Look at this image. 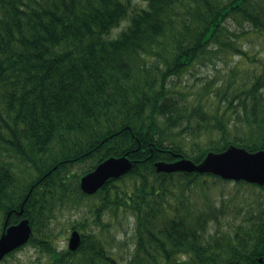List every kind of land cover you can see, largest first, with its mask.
Listing matches in <instances>:
<instances>
[{
  "label": "trees",
  "instance_id": "obj_1",
  "mask_svg": "<svg viewBox=\"0 0 264 264\" xmlns=\"http://www.w3.org/2000/svg\"><path fill=\"white\" fill-rule=\"evenodd\" d=\"M142 1L0 0V233L8 213V224L28 218V264H264V185L237 181L260 199L223 231L205 176L224 179L155 168L230 144L264 149V56L249 60L239 43L264 41V0ZM234 55L220 84H182ZM122 155L128 172L82 192L81 175ZM81 206L92 218L71 223L81 239L70 250L54 222ZM119 213L133 221L124 263L103 234Z\"/></svg>",
  "mask_w": 264,
  "mask_h": 264
},
{
  "label": "rangeland",
  "instance_id": "obj_2",
  "mask_svg": "<svg viewBox=\"0 0 264 264\" xmlns=\"http://www.w3.org/2000/svg\"><path fill=\"white\" fill-rule=\"evenodd\" d=\"M140 4H143L142 0ZM126 23L123 22L120 27L112 30V35H117L121 28ZM239 43L244 51L249 54V60L253 58H261L264 56V41L261 37L254 34H246L242 36ZM239 60L238 55H234L228 60V56L225 60H221L219 57L213 58L212 62H207L204 65H198L190 73L183 76L182 84L197 86V90L200 93V89L204 86L205 82L211 81L213 84H220L221 81L227 76L229 69ZM239 77V75H238ZM237 76H234L232 80H238ZM206 96H203L205 98ZM79 172V170L77 169ZM207 180L206 189V206H210L211 209H217L219 207L223 213L216 212L220 217L218 218L219 230L228 229L229 224L232 221L240 220L244 212L250 207L251 204H255L259 201V189L248 184H240L237 181L222 180L217 178L205 176ZM222 205V206H221ZM57 219L54 222L55 231L59 232L61 229H68L63 236L58 235L59 245L67 247L68 237L70 235V225L74 221L86 218L91 220V214L86 206L80 208H72L64 210L58 213ZM105 221L109 222L107 230L103 231L105 240L115 253V257L124 263L128 258L130 251L133 248V221L128 215L119 213L115 218L109 214L105 215ZM89 227L96 228L92 221L88 225ZM217 225L210 227L212 233ZM216 229V228H215ZM37 254L36 249L28 244H25L23 248L17 250L13 256L9 257L11 264H28L32 261Z\"/></svg>",
  "mask_w": 264,
  "mask_h": 264
},
{
  "label": "water",
  "instance_id": "obj_3",
  "mask_svg": "<svg viewBox=\"0 0 264 264\" xmlns=\"http://www.w3.org/2000/svg\"><path fill=\"white\" fill-rule=\"evenodd\" d=\"M132 163L133 161L126 155L110 156L98 163L92 170L80 176V189L85 194H93L108 179L119 177L128 172L132 167ZM155 168L159 172L196 171L211 173L226 180H243L248 183L264 185V149L251 151L230 144L222 151L207 152L200 162L180 157L173 161H156ZM22 206L23 203L17 211L18 215L23 212ZM9 214H7L0 233V260L11 251L24 245L32 234L28 218L22 217L16 223L8 224ZM80 239L79 231L72 230L68 240V248L70 250L77 249Z\"/></svg>",
  "mask_w": 264,
  "mask_h": 264
}]
</instances>
